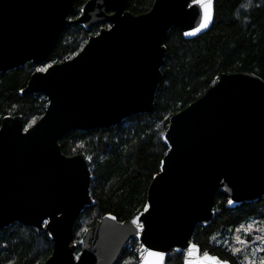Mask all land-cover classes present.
Returning <instances> with one entry per match:
<instances>
[{"label": "water", "instance_id": "obj_1", "mask_svg": "<svg viewBox=\"0 0 264 264\" xmlns=\"http://www.w3.org/2000/svg\"><path fill=\"white\" fill-rule=\"evenodd\" d=\"M0 0V73L46 64L66 26H101L72 57L34 71L20 96H44V113L25 128L22 116L0 121V230L12 223L46 233L50 256L41 264H116L130 239L137 264H230L190 240L214 218V196L227 208L264 197V81L254 73H221L196 100L168 118V150L148 184L143 208L119 221L103 215L77 243L73 227L90 196V158L67 156L59 141L72 130L107 129L150 113L162 79L171 28L185 39L206 32L214 0H154L141 14L127 0ZM205 16L207 27L200 28ZM199 29V31H197ZM207 257V258H206Z\"/></svg>", "mask_w": 264, "mask_h": 264}, {"label": "trees", "instance_id": "obj_2", "mask_svg": "<svg viewBox=\"0 0 264 264\" xmlns=\"http://www.w3.org/2000/svg\"><path fill=\"white\" fill-rule=\"evenodd\" d=\"M87 0H75L74 19ZM154 0H127L133 14L148 11ZM104 23L84 30L80 25L66 26L46 63L62 62L80 51L89 36ZM166 54L161 67L162 79L154 95L150 113H138L119 124L88 131H69L60 141L63 154L84 152L91 161L89 192L94 200L86 206L73 227L77 243L86 229L105 214L117 220L129 219L144 206L146 191L158 172L161 158L168 150L162 136L168 118L199 98L216 82L221 73L249 72L264 81V0H214V18L210 28L185 39L176 28L168 31ZM45 64L25 65L0 73V121L5 115L22 116L29 127L44 113V96H20L30 75ZM227 196H214V218L206 226H196L190 240L203 253L218 256L230 264H252L247 250L237 247L236 235L247 222L264 223V197L255 202L227 208ZM52 252L46 233L12 223L0 230V264H41ZM263 257L264 251L260 252ZM182 254L171 250L165 264H181ZM116 264H137V241L130 239Z\"/></svg>", "mask_w": 264, "mask_h": 264}, {"label": "rangeland", "instance_id": "obj_3", "mask_svg": "<svg viewBox=\"0 0 264 264\" xmlns=\"http://www.w3.org/2000/svg\"><path fill=\"white\" fill-rule=\"evenodd\" d=\"M47 65L49 63H46L45 67ZM239 230L240 233L235 238L237 247L248 251L252 264H261L263 255L260 252L264 251V223L257 220L249 221Z\"/></svg>", "mask_w": 264, "mask_h": 264}, {"label": "snow or ice", "instance_id": "obj_4", "mask_svg": "<svg viewBox=\"0 0 264 264\" xmlns=\"http://www.w3.org/2000/svg\"><path fill=\"white\" fill-rule=\"evenodd\" d=\"M209 20H210V16H205L204 22L201 23L200 28L207 27V23H208ZM197 31H199V29H197Z\"/></svg>", "mask_w": 264, "mask_h": 264}, {"label": "built area", "instance_id": "obj_5", "mask_svg": "<svg viewBox=\"0 0 264 264\" xmlns=\"http://www.w3.org/2000/svg\"><path fill=\"white\" fill-rule=\"evenodd\" d=\"M37 69L41 70V68H40V67H38Z\"/></svg>", "mask_w": 264, "mask_h": 264}]
</instances>
